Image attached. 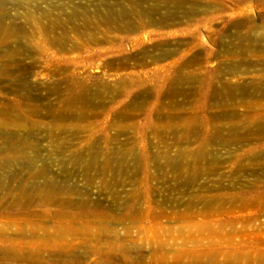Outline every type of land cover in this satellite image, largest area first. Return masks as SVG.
Here are the masks:
<instances>
[{"label": "rangeland", "instance_id": "obj_1", "mask_svg": "<svg viewBox=\"0 0 264 264\" xmlns=\"http://www.w3.org/2000/svg\"><path fill=\"white\" fill-rule=\"evenodd\" d=\"M85 3L48 4L66 5L70 12ZM173 13L177 21L171 26L145 30L170 36L142 45L134 39L147 32H118L101 24L102 34L93 41L74 32L83 27L79 20L58 25L56 33L32 39L41 88L19 90L0 75V124L7 125L0 162L26 139L44 150L51 140L65 148L62 155L41 152L40 167L69 158L71 151L91 149L90 159L94 152L128 156L111 162L113 169L120 166L118 173L93 171L92 181L69 179L57 168L49 175L61 185L77 184L89 196L81 204L103 214L107 232L59 241L47 222L49 233H11V240L29 244L2 247L0 253L10 256L0 255V264H264V1L199 0ZM46 25L43 20L39 27ZM65 31L68 48H82L61 50L54 39ZM15 40L10 46L20 45ZM162 44L175 53L129 60ZM5 60L0 57V68ZM61 66L69 70L58 74ZM69 77L90 90L77 84L68 89ZM99 85L109 89L97 93ZM73 95L87 99L69 100ZM18 124H24L19 132ZM29 170L23 167L13 181L12 173L0 170L7 176L0 183L44 182L25 178Z\"/></svg>", "mask_w": 264, "mask_h": 264}, {"label": "bare ground", "instance_id": "obj_2", "mask_svg": "<svg viewBox=\"0 0 264 264\" xmlns=\"http://www.w3.org/2000/svg\"><path fill=\"white\" fill-rule=\"evenodd\" d=\"M48 3L49 0H0V57L6 58L4 61L6 65L4 68H0V75L4 74L8 85L16 87L19 90L41 88L42 86L41 83L36 81L39 73L36 71L38 61L34 57L38 50L37 47L35 50L34 46H32V39L40 33H56L55 30L58 25L67 26L76 22V20L81 21L83 27L79 29L75 27L73 29L74 32L81 33L82 36L93 41H97L99 34H102L97 29L101 24L109 25L118 32L146 33L147 26H156L158 28L171 26L177 21L173 10H184L188 5H198L199 0H114L113 2L110 0H101L99 2L87 0V3L84 5L69 7L70 12L67 11L66 5H59L57 7L56 5L51 6ZM44 4L48 5L47 9H43ZM41 10L42 14L40 15ZM55 10L60 11L59 14H55ZM163 10H165V13L162 14ZM157 15H160V17L158 18ZM17 20H21L22 24L17 25ZM43 20L47 21V25L41 29L39 25ZM242 26L243 23L237 24L238 28ZM66 34L65 31L62 35L65 36ZM169 36L170 33L159 34L151 31L147 32V35L137 37L134 41L142 45L151 37L163 39ZM11 39H16L14 43H19L20 45L17 47L10 46ZM261 39H264V33L261 34ZM54 40L61 50L73 51L82 48L80 45H75L69 49L68 45L70 42L66 36L58 37ZM3 46L4 48L2 49ZM168 46L162 44L161 46H155L154 49L145 48L139 55L132 56L129 60L144 62L150 59L155 61L159 58H165L175 53L174 50L167 48ZM156 51L159 52L158 55H155ZM16 62L20 63L18 68H16L17 70L15 69L14 71L10 69V66H14ZM67 70H69V67L61 66L58 68L57 73L60 74L61 71L65 72ZM186 78L181 79L183 81ZM1 80H3V77H0ZM58 83L57 86L64 84V82ZM66 83H68V89L70 90L75 88L76 84L80 85L84 91L90 90L89 87L76 78L69 77ZM122 83L125 84V81H122ZM107 89L109 88L105 85H99L96 92L101 93L107 91ZM68 99L75 101L87 99V97L73 95L68 97ZM15 128L19 132L24 128V124H18ZM5 129H7V125L0 124V137L6 136ZM9 134L12 135L11 133ZM28 140L26 139L22 142L21 146L13 147L15 152L2 159L0 170L12 173L9 178L13 181L20 178L23 175V167H27L30 170L26 173V176L24 175L25 178L42 179L44 182L39 184L33 183V185L23 182L17 186L0 183V249L2 250V247H6L8 244L16 247L27 244L20 243L19 239V242H17L8 238L14 232L21 234L49 233L48 227H46L47 222L53 224L51 228L55 229L56 239L59 241L67 240L69 237L74 238L76 235H80L84 240L92 239L91 237H101L108 231L101 225L103 214L97 212L95 210L96 207L91 209L88 205L81 204L86 196V200L88 201L89 196H83L77 184L61 185L55 181V176L53 179L49 175L51 174V169L55 168H57L61 175L66 174V177L69 179L80 176L85 181H92L94 179L91 174L93 171H102L101 175H103V172H111L114 175L118 173L120 166L113 169L111 162H114V159H118L120 164L121 160L125 161L128 157L127 153L121 152V156L123 157L120 159L118 156L119 152L114 151L110 155L94 152L95 156L93 155L90 159L86 154L93 152L91 149L80 153L71 151L73 155L69 158L60 159L48 166L40 167L37 157L41 152H55L58 155H62L66 150L60 145H54L53 140H51L52 145L45 148V150L42 146L31 144ZM29 150L32 151L30 152ZM28 151L30 155H27ZM0 177L7 178L4 175ZM89 192L87 190L88 194ZM75 194H78V204H74L72 199ZM114 197L118 199L117 196ZM55 204H59V206L51 208ZM84 204H87V202ZM128 217H133V214L130 213ZM13 228H16V230ZM0 255L6 257L9 255V252L4 251ZM17 257L21 258L22 254H18ZM116 258L113 257L109 260L115 261Z\"/></svg>", "mask_w": 264, "mask_h": 264}]
</instances>
